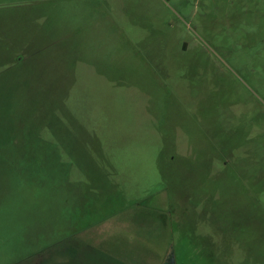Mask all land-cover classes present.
<instances>
[{"label":"rangeland","instance_id":"obj_1","mask_svg":"<svg viewBox=\"0 0 264 264\" xmlns=\"http://www.w3.org/2000/svg\"><path fill=\"white\" fill-rule=\"evenodd\" d=\"M0 94L127 195L10 264H264V0H0Z\"/></svg>","mask_w":264,"mask_h":264},{"label":"trees","instance_id":"obj_2","mask_svg":"<svg viewBox=\"0 0 264 264\" xmlns=\"http://www.w3.org/2000/svg\"><path fill=\"white\" fill-rule=\"evenodd\" d=\"M25 51L21 49L19 55ZM109 157H103L98 176L86 173L53 133L40 131L32 120L19 119L15 103L0 94V212L12 208L21 218L11 223L8 241L0 237V253L5 244L11 248L4 264L76 234L120 207L112 202L127 201L118 165ZM103 191L105 200L99 202ZM40 196L55 206L51 220L38 206Z\"/></svg>","mask_w":264,"mask_h":264},{"label":"crops","instance_id":"obj_3","mask_svg":"<svg viewBox=\"0 0 264 264\" xmlns=\"http://www.w3.org/2000/svg\"><path fill=\"white\" fill-rule=\"evenodd\" d=\"M22 259H20L19 261H21ZM19 261H17V262H19ZM85 261V260H84ZM123 261H125V260H123ZM20 263V262H19ZM74 262H71V263H69V264H73ZM76 264V263H75ZM78 264H80V263H78ZM85 264V263H84ZM120 264V263H119ZM122 264V263H121ZM124 264H129V262H124ZM131 264H135V262L133 263V262H131Z\"/></svg>","mask_w":264,"mask_h":264}]
</instances>
